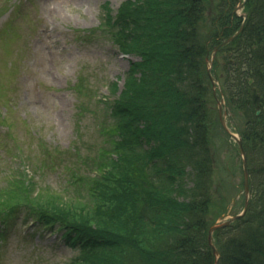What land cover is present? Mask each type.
<instances>
[{
	"label": "trees",
	"instance_id": "1",
	"mask_svg": "<svg viewBox=\"0 0 264 264\" xmlns=\"http://www.w3.org/2000/svg\"><path fill=\"white\" fill-rule=\"evenodd\" d=\"M237 1L126 0L114 17L108 11L100 32L136 60L118 94L116 82L108 86L101 144L82 157L38 141L28 172L15 146L24 164L0 177V218L23 207L45 226L60 224L79 249L72 264H212L208 229L226 199L213 192L216 123L204 42L211 47L238 29ZM244 10V30L221 49L231 56L215 71L233 112L250 110L248 78L263 94L262 115L240 129L257 181L249 179L245 216L213 234L219 264H264V0H248ZM53 171L65 176L64 188L36 180Z\"/></svg>",
	"mask_w": 264,
	"mask_h": 264
},
{
	"label": "rangeland",
	"instance_id": "2",
	"mask_svg": "<svg viewBox=\"0 0 264 264\" xmlns=\"http://www.w3.org/2000/svg\"><path fill=\"white\" fill-rule=\"evenodd\" d=\"M123 1L10 0L9 9L2 11L0 0V116L7 121L13 115L20 116L32 125L27 133H17L4 121L0 131L11 132L8 142L20 144L23 155L36 151L38 141L50 149L72 150L79 138L77 131L85 142L99 141L98 126L104 111L95 103L109 96L111 82L117 81L121 88L129 65V58L121 56L116 45L100 32V18L106 4L115 13ZM7 26L17 33L16 40L2 37L3 33L13 37ZM88 34L93 36L88 43L77 36ZM9 62L15 64L13 72ZM79 105L82 109L76 113ZM216 108L214 104V113ZM226 121L237 131L234 118L227 115ZM28 133H35L34 137ZM225 140L227 144L216 149L214 181L215 194L218 188L229 203L221 220L239 213L243 204L240 157L233 139L229 136ZM12 148L13 144H5L1 150L0 176L11 168L22 169L24 163L13 155L16 152L7 154ZM65 179L56 173L44 177L45 184L58 188ZM251 179L257 181L253 176ZM8 233L0 264H66L75 254L60 232L46 233L35 223H25L23 214L9 221Z\"/></svg>",
	"mask_w": 264,
	"mask_h": 264
},
{
	"label": "water",
	"instance_id": "3",
	"mask_svg": "<svg viewBox=\"0 0 264 264\" xmlns=\"http://www.w3.org/2000/svg\"><path fill=\"white\" fill-rule=\"evenodd\" d=\"M252 98H253L254 101L257 99L256 89H254V88H253ZM239 145H240V143H239ZM240 153L243 154V151H242L241 147H240ZM243 164H244V160H243ZM244 192H245V194L247 195V179H246V171H245V168H244ZM246 208H247V198H246V200H245V205H244L243 212H242L241 214H239V215H236V216L230 218V219H229L228 221H226V222H223V223H220V224L218 223L217 225L213 226V227L210 229V231H209V236H211V233H212L215 229H217V228H221V227H224V226L230 224V223H231L233 220H235L236 218L242 216V214L246 211ZM209 244L213 247L212 242H211V238H210V237H209ZM213 250H214V253L217 255V252H216V250L214 249V247H213Z\"/></svg>",
	"mask_w": 264,
	"mask_h": 264
}]
</instances>
